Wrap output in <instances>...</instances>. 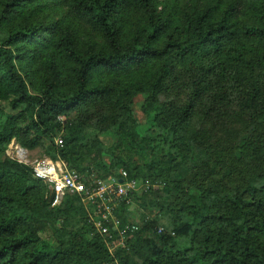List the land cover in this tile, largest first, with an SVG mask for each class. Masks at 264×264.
Instances as JSON below:
<instances>
[{
  "label": "trees",
  "instance_id": "obj_1",
  "mask_svg": "<svg viewBox=\"0 0 264 264\" xmlns=\"http://www.w3.org/2000/svg\"><path fill=\"white\" fill-rule=\"evenodd\" d=\"M12 139L156 185L132 196L156 214L118 206L139 227L111 253ZM0 264H264V0H0Z\"/></svg>",
  "mask_w": 264,
  "mask_h": 264
},
{
  "label": "built area",
  "instance_id": "obj_2",
  "mask_svg": "<svg viewBox=\"0 0 264 264\" xmlns=\"http://www.w3.org/2000/svg\"><path fill=\"white\" fill-rule=\"evenodd\" d=\"M54 143L62 147V137L55 136ZM5 153L11 159L28 165L33 176L46 184L47 198L51 206L59 205L66 195H79L96 232L102 236L111 253L116 248L125 247L128 233L139 227L136 222L121 226L116 216L117 207H131L134 204V192L140 193L150 187H156L148 181L138 182L137 179L129 177L124 169H121L118 176L95 179L93 173L84 175L75 169H69L66 162L59 158L53 159L46 155L30 158L29 150L20 146L14 139L9 142ZM156 231L162 233L166 229L158 225Z\"/></svg>",
  "mask_w": 264,
  "mask_h": 264
},
{
  "label": "rangeland",
  "instance_id": "obj_3",
  "mask_svg": "<svg viewBox=\"0 0 264 264\" xmlns=\"http://www.w3.org/2000/svg\"><path fill=\"white\" fill-rule=\"evenodd\" d=\"M137 101H139V103H140L141 98H138ZM136 113L139 114L138 107L136 108ZM101 138H102L103 141H105L108 144H111V142H112V137L109 136V135L107 136V138H106V136H102L101 135ZM45 144H46V142L43 143L42 147H37V148H35L33 150H30L29 151L30 158H34V157H39V156L45 155ZM148 157H149L148 153L147 152H145V153L143 152V153H140V154H136L135 155V160L137 162H141V161L147 160ZM157 195L162 197L164 195V191H160ZM154 200H155L154 195L150 194V195H147L146 199H144L143 201H141V202H137L136 201L130 208L129 215L131 217H129L128 219L136 221V220L139 219L140 215H144V214L148 215V217H153L156 214V210L152 209V206L155 203ZM161 201H165V198L162 197ZM157 217H158V223L157 224H159V225H161V226H163L165 228V226H167V218L164 217L161 214L160 215L157 214ZM47 234L49 236H51V234H52V229L50 227L48 228ZM44 236H45V234H44Z\"/></svg>",
  "mask_w": 264,
  "mask_h": 264
},
{
  "label": "water",
  "instance_id": "obj_4",
  "mask_svg": "<svg viewBox=\"0 0 264 264\" xmlns=\"http://www.w3.org/2000/svg\"><path fill=\"white\" fill-rule=\"evenodd\" d=\"M120 181H121V179H120Z\"/></svg>",
  "mask_w": 264,
  "mask_h": 264
}]
</instances>
